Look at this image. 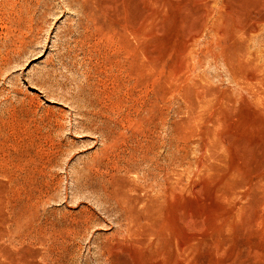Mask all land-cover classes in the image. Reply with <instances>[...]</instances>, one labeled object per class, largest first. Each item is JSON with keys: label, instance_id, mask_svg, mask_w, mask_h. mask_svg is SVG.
<instances>
[{"label": "rangeland", "instance_id": "1", "mask_svg": "<svg viewBox=\"0 0 264 264\" xmlns=\"http://www.w3.org/2000/svg\"><path fill=\"white\" fill-rule=\"evenodd\" d=\"M0 264H264V0H0Z\"/></svg>", "mask_w": 264, "mask_h": 264}, {"label": "bare ground", "instance_id": "2", "mask_svg": "<svg viewBox=\"0 0 264 264\" xmlns=\"http://www.w3.org/2000/svg\"><path fill=\"white\" fill-rule=\"evenodd\" d=\"M149 11H150V10H149ZM118 59H119V58H118ZM121 59H122V58H121ZM124 59H125V58H124ZM126 61H127V60H126ZM131 62H132V61H131ZM129 63H130V62H129ZM124 65H125V64H124ZM125 66H127V65H125ZM113 67H114V66H113ZM113 67H112V68H113ZM117 67H118V66H117ZM123 67H124V66H123ZM116 69H117V68H116ZM133 69H135V63H133ZM124 70H125V69H124ZM118 71H119V68H118ZM126 71H127V70H126ZM128 71H129V70H128ZM132 71H134V70H131V72H132ZM118 74H119V73H118ZM123 74H124V72H123ZM125 74H127V73H125ZM125 74H124L125 77L129 76V75L126 76ZM120 75H121V73H120ZM120 77H122V76H120ZM112 78H113V77H112ZM132 81H133V80H132ZM130 82H131V81H130ZM112 99H113V98H112ZM165 166H166V165H165ZM251 167H252V166H251ZM178 237H179V236H178ZM179 241H180V240H179Z\"/></svg>", "mask_w": 264, "mask_h": 264}]
</instances>
